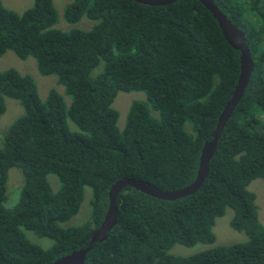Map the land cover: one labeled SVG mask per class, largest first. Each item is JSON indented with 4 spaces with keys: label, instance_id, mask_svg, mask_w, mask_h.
I'll use <instances>...</instances> for the list:
<instances>
[{
    "label": "trees",
    "instance_id": "16d2710c",
    "mask_svg": "<svg viewBox=\"0 0 264 264\" xmlns=\"http://www.w3.org/2000/svg\"><path fill=\"white\" fill-rule=\"evenodd\" d=\"M210 1L243 33L252 72L205 177L193 193L172 201L123 187L114 200V226L83 264H264V228L247 190L256 178L264 182V0ZM81 18L93 22L89 30L62 31L53 27L52 0H32L20 14L0 3V56L31 58L36 72L54 76L70 100L66 107L50 90L40 101L30 76L0 71V115L4 98L21 108L0 139V264H52L85 248L117 181L138 180L162 192L188 187L236 85L239 52L197 0L159 6L71 0L64 6V23ZM117 92L145 95L129 105L120 130L111 108ZM11 168L20 171L22 185L16 204L6 209ZM48 176L59 184L55 192ZM84 188L90 190L89 220L60 227L78 212ZM225 208L232 211L231 228L246 241L187 257L168 253L174 244H212L215 219ZM22 230L51 247L31 244Z\"/></svg>",
    "mask_w": 264,
    "mask_h": 264
},
{
    "label": "rangeland",
    "instance_id": "374dc122",
    "mask_svg": "<svg viewBox=\"0 0 264 264\" xmlns=\"http://www.w3.org/2000/svg\"><path fill=\"white\" fill-rule=\"evenodd\" d=\"M70 1L71 0H52V4L56 12V23L53 27L55 29L59 28L58 30L62 29V31H68L74 28L83 31L89 30L93 22L85 18H81L73 25L63 22L62 10ZM0 3L5 9L20 14L32 5V0H0ZM60 23L64 24V27L59 26ZM6 69H14L21 75L30 76L35 83L37 96L40 101L44 100L48 91L53 90L62 96L65 106H68L70 100L68 97L64 96L63 89L57 84L55 77L51 75L40 76L36 72L34 61L31 58L21 60L12 52H5L0 56V71H4ZM97 71L98 69H95L93 73ZM134 101L144 102L145 95L141 92L116 93L111 104V108L117 112L116 126L119 130L123 127L124 118L129 105ZM3 102L5 109L3 114L0 115V139L12 121L21 114V108L16 101L4 98ZM67 125L71 131H76V128L70 122L67 121ZM185 130L190 132L188 124L185 125ZM47 182L52 192H55L58 189L59 184L52 176L47 177ZM21 185L22 176L20 171L16 168L7 170L5 181V201L3 203L4 208L9 209L16 204ZM247 190L254 196L257 221L264 228V182L261 179L256 178L247 185ZM89 198L90 190L88 188H84L83 200L79 206L78 212L67 221L60 223L59 226L62 228L75 227L86 223L89 220L90 215V206L88 202ZM231 217L232 211L229 208H225L223 215L215 219V224L212 228L214 236L212 244L197 243L190 247L174 244L168 250V253L173 256L187 257L210 249L211 247L230 246L246 241V235L244 232H238L231 228ZM22 233L28 242L43 250L50 248L52 245L50 240L37 237L30 231L22 230Z\"/></svg>",
    "mask_w": 264,
    "mask_h": 264
},
{
    "label": "water",
    "instance_id": "95a60500",
    "mask_svg": "<svg viewBox=\"0 0 264 264\" xmlns=\"http://www.w3.org/2000/svg\"><path fill=\"white\" fill-rule=\"evenodd\" d=\"M137 3L145 5H168L172 4L178 0H134ZM213 17L215 20L220 32L227 42V44L235 51L239 52V72L236 81V85L233 89L230 99L223 106L216 124L214 131L211 134V140L208 143H204L201 147L197 172L193 182L186 188H183L179 191L173 192H162L157 189L152 188L138 180L133 179H123L121 181L115 182L109 189L108 192V206L103 220L99 227L92 231L89 235L90 240L87 246L83 249H79L71 254L61 257L55 260L52 264H83L85 260V255L87 252L96 244L105 239L107 232L114 226L116 211L114 207V200L119 193V191L127 186L136 191H139L143 194L149 195L157 199L164 200H174L177 198H182L186 195L193 193L202 183L205 173L207 170V163L211 158L214 149L216 140L219 136V133L231 114L234 106L237 104L238 99L242 95L243 89L247 83V80L252 72V64L249 59L248 49L245 45L243 33L237 29L235 26L231 25L227 19L217 10V8L211 3L210 0H197Z\"/></svg>",
    "mask_w": 264,
    "mask_h": 264
}]
</instances>
